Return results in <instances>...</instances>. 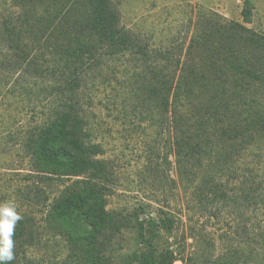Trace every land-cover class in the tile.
Masks as SVG:
<instances>
[{
    "label": "rangeland",
    "instance_id": "rangeland-1",
    "mask_svg": "<svg viewBox=\"0 0 264 264\" xmlns=\"http://www.w3.org/2000/svg\"><path fill=\"white\" fill-rule=\"evenodd\" d=\"M250 1L253 21L246 27L264 34V0ZM243 2L113 0V5L122 26L148 51L183 48L182 60L194 67L205 62V56L190 50L192 38L201 32L202 21L213 17L220 25L224 19L241 22ZM20 13L15 0H0V204H15L23 217L16 229H24L12 264H87L83 245L72 241L49 218L54 203L75 180L38 176L32 170L28 148L32 131L54 119L65 100L57 91L59 82L32 77L26 70L27 63L14 70L9 65L8 60L14 62L19 52L11 50L5 36L9 26L4 23ZM22 45L26 50L36 41L25 37ZM105 61L100 72L92 71L84 77L76 100L85 139L102 148L100 158L110 168L107 210L123 225L120 232L103 240L109 263L135 264L129 257L142 249L136 219L146 223L162 217L174 221V227L171 232L160 231L155 243L159 249L173 252L177 261L264 264L262 143L243 151L236 164L237 174H221L222 186L229 195L225 202L199 203L194 193L198 178L191 182V178L178 177L175 129L170 121L159 118L158 108L153 110L155 103L139 97L140 77H135L138 58L129 52ZM195 77L196 88H189L183 111L209 124L221 120L218 110L223 112L227 103L212 93L209 77ZM223 84L237 88L232 80ZM246 93L250 97L251 89ZM255 93L264 103V89ZM206 133L205 126L196 130L194 141L205 142Z\"/></svg>",
    "mask_w": 264,
    "mask_h": 264
},
{
    "label": "trees",
    "instance_id": "trees-1",
    "mask_svg": "<svg viewBox=\"0 0 264 264\" xmlns=\"http://www.w3.org/2000/svg\"><path fill=\"white\" fill-rule=\"evenodd\" d=\"M15 1L21 13L4 23L9 26L5 36L11 50L23 55H16L14 62L8 60L9 65L14 70L27 63L32 77L59 82L57 91L65 100L54 119L32 131L28 144L32 170L38 176L75 180L54 203L49 218L72 241L83 245L87 264H110L103 240L123 228L107 210L110 168L100 158L102 148L86 141L76 100L84 77L100 72L107 58L129 52L138 58L135 77H140L139 97L155 103L153 110L158 108L159 118L170 121L177 134L174 154L178 177L191 178V182L198 178L194 193L203 205L227 200L221 174H237L236 164L246 148L262 143L264 150V103L255 93L264 89V34L246 27L253 21L250 0L243 2L241 22L224 19L220 25L213 17L202 21L201 32L190 43L191 51L205 56V62L194 65L196 69L182 60L183 48L148 51L122 26L113 0ZM25 37L36 45L24 50ZM195 75L209 77L212 93L227 103L223 112L218 110L221 120L209 124L183 111L189 88H196ZM228 80L237 88L224 86ZM203 126L206 141H194L192 135ZM136 222L142 249L129 259L135 264H174L175 254L155 243L160 231H172L174 221L161 217ZM23 238L24 229L19 226L13 237L15 246Z\"/></svg>",
    "mask_w": 264,
    "mask_h": 264
},
{
    "label": "clouds",
    "instance_id": "clouds-1",
    "mask_svg": "<svg viewBox=\"0 0 264 264\" xmlns=\"http://www.w3.org/2000/svg\"><path fill=\"white\" fill-rule=\"evenodd\" d=\"M22 219L14 203L0 204V264H11L15 259L13 237L16 225Z\"/></svg>",
    "mask_w": 264,
    "mask_h": 264
},
{
    "label": "built area",
    "instance_id": "built-area-1",
    "mask_svg": "<svg viewBox=\"0 0 264 264\" xmlns=\"http://www.w3.org/2000/svg\"><path fill=\"white\" fill-rule=\"evenodd\" d=\"M174 264H185V263L179 260V261L174 262Z\"/></svg>",
    "mask_w": 264,
    "mask_h": 264
}]
</instances>
